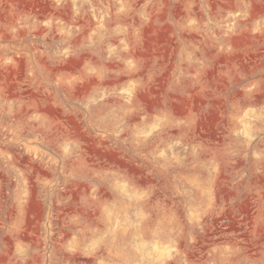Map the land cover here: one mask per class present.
I'll return each instance as SVG.
<instances>
[{"label": "rangeland", "instance_id": "1", "mask_svg": "<svg viewBox=\"0 0 264 264\" xmlns=\"http://www.w3.org/2000/svg\"><path fill=\"white\" fill-rule=\"evenodd\" d=\"M0 264H264V0H0Z\"/></svg>", "mask_w": 264, "mask_h": 264}]
</instances>
